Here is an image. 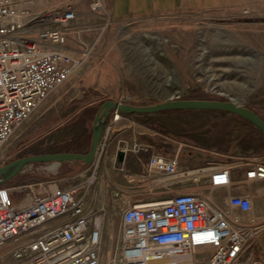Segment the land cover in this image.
<instances>
[{"label": "rangeland", "instance_id": "374dc122", "mask_svg": "<svg viewBox=\"0 0 264 264\" xmlns=\"http://www.w3.org/2000/svg\"><path fill=\"white\" fill-rule=\"evenodd\" d=\"M99 1L100 10L93 11L91 0H16L33 19L31 31L47 24L41 23V18L52 10L74 11L72 54L88 53L68 79L0 146V166L35 154L87 152L95 114L105 101L153 105L169 99L230 100L264 120V0ZM127 115H134L145 131L176 140L183 149L191 144L227 151L238 138L240 126L253 127L234 114L213 110ZM254 129L257 139L248 144L255 155L264 156V138ZM137 137L139 142L149 141L148 132ZM47 165L33 163L4 184L14 188V202L25 203L33 192L42 193L39 184L53 187L50 180L58 175L48 172ZM101 174H96L91 184L86 206L100 216L101 227L104 221L98 264H119V223L123 211L132 204L123 202V192L109 204H104L103 190L96 197L95 190L103 187ZM147 175V171L129 174L120 170L114 179L124 191L128 187L145 191L154 188L158 179ZM192 176L186 182L189 176L179 171L167 183L176 186L178 193L185 191L180 187L187 183L188 190L208 194V184L198 174ZM250 185V193L256 186L258 203L239 218L255 230L254 238L248 240V250L264 264V196L259 193L264 190V181H252ZM211 196L224 205L219 188L211 190ZM165 197L169 195L152 194L142 199L161 201ZM0 264L18 262L5 251Z\"/></svg>", "mask_w": 264, "mask_h": 264}, {"label": "built area", "instance_id": "2783aa9c", "mask_svg": "<svg viewBox=\"0 0 264 264\" xmlns=\"http://www.w3.org/2000/svg\"><path fill=\"white\" fill-rule=\"evenodd\" d=\"M100 8L99 0H91L93 11ZM74 19L69 8L52 10L41 18L47 24L31 31L28 10L16 0H0V146L86 58L87 51H68ZM126 115L116 111L104 125L88 184L96 178L94 162L107 152L114 122ZM139 148L147 152L149 145L120 140L116 152ZM178 166L177 153L151 152L147 159L150 172L176 176ZM257 180L264 181V164L255 162L240 181H233L227 169L213 170L208 186ZM39 187L42 193L16 203L14 188L0 185V259L8 251L18 264H98L101 218L86 206L85 194L78 195V187ZM254 194L231 196L228 205L250 212L258 203ZM121 222L119 264H260L248 250L255 230L206 197L179 193L135 203L123 211Z\"/></svg>", "mask_w": 264, "mask_h": 264}, {"label": "crops", "instance_id": "0c3cea01", "mask_svg": "<svg viewBox=\"0 0 264 264\" xmlns=\"http://www.w3.org/2000/svg\"><path fill=\"white\" fill-rule=\"evenodd\" d=\"M67 43L68 51L72 53L74 37L71 36V33H69L68 35ZM251 128L252 129H248V127L246 126H240L238 138L235 140L232 147H230L227 151L215 150L212 148L204 149L191 144L185 145V149H183V145L181 143H177L176 140H173L169 137L166 138L164 137L165 135L161 133L152 132L148 130L145 131L146 128L138 121H136V119H134V115H126L125 117H122L114 122L113 128L110 133V143L104 158L100 161L96 160L94 162L97 166L98 176L100 173H102L101 181L103 186L98 187L95 190V196L97 197L98 193L103 190V192H105L104 204H109L113 203L114 200L120 196L119 192H123L126 194V197L123 202L128 204H135L140 203V201H143L144 199L142 198L147 195H169L171 197L176 194H179L177 192L176 186H171V184L167 183V181L170 180V177L174 176L165 175L159 172H150L146 170L147 163L144 159L136 156L126 161H121L117 159L116 148L120 140H139V138L137 137L138 134L141 135L145 132H148V139H152L153 141L156 139H162L160 143L156 144L155 150L157 152L163 154L166 157L173 156L177 153V157L179 159L178 171L184 172V174H186V176H189L190 178L187 179L186 182L192 180V175L198 174L201 181L203 183L208 184L210 180V175L215 169H227L233 181H240L244 179L245 172L251 164H254L255 162L264 164V156L255 155L253 153V147L248 144L249 140L255 141V139H257L258 134L255 129L253 130V127ZM260 136L261 138H264L262 137V135ZM246 142L248 145L246 144ZM258 159L260 161H258ZM46 165V169L48 172L50 171L53 174L58 175L57 178H51V186H56L62 189L78 187V195L85 194L86 201L88 203L91 187L93 184H88L87 180L92 173V171L89 173L90 168L93 167L92 164L85 165L81 161H74L61 163L47 162ZM120 170L124 171V173L126 172L129 174L147 171L148 175L158 177L156 181L157 184L154 188L145 191L129 189V187L126 191H124L122 188H119V184L116 183L114 179V174L119 172ZM250 183L216 187L220 189L221 195L225 200L223 206L219 205V203L214 200V197L211 196V190L213 189H210L208 194L200 195V193L197 191L188 190L190 186L187 183H185V185H181L180 188H185V191H182L181 193H192L200 197H206L214 204H216L219 208L229 210L231 214L237 217H244V215L249 212H242L239 209L229 207L228 199L234 195L249 194L251 191ZM108 189H110V191H108ZM252 189L253 192L257 195L258 192L256 191V186ZM259 193L261 196H264L263 189ZM103 226L104 221L102 224L101 240L103 234ZM119 229L121 233L122 222L119 223Z\"/></svg>", "mask_w": 264, "mask_h": 264}, {"label": "water", "instance_id": "95a60500", "mask_svg": "<svg viewBox=\"0 0 264 264\" xmlns=\"http://www.w3.org/2000/svg\"><path fill=\"white\" fill-rule=\"evenodd\" d=\"M165 110H213L231 113L250 123L264 136V120L254 111L230 100L169 99L153 105H133L116 101H105L99 105L95 114L91 127V141L87 152H54L17 158L0 166V185L5 184L22 172L27 165L33 163L81 161L85 165H90L94 159L105 122L112 111H118L123 114H149Z\"/></svg>", "mask_w": 264, "mask_h": 264}, {"label": "flooded vegetation", "instance_id": "af4514ba", "mask_svg": "<svg viewBox=\"0 0 264 264\" xmlns=\"http://www.w3.org/2000/svg\"><path fill=\"white\" fill-rule=\"evenodd\" d=\"M148 140H149L148 143L141 142V143L149 145V149L147 152H144L141 148H139V149H128V151L125 154L116 152L117 159L121 160V161H126V160H129L130 158L136 156V157H140V158L144 159L147 163V159H148L149 155L151 154V152H157L155 150L157 143L154 142L152 139H148ZM146 170H148L147 167H146ZM169 197H165V199L169 198ZM141 202H153V201L143 200V201H140V203Z\"/></svg>", "mask_w": 264, "mask_h": 264}]
</instances>
